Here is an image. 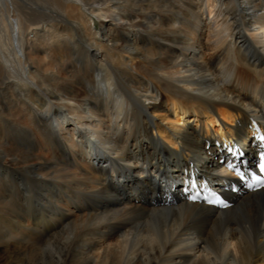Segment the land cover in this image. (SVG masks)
Listing matches in <instances>:
<instances>
[{
    "label": "bare ground",
    "instance_id": "6f19581e",
    "mask_svg": "<svg viewBox=\"0 0 264 264\" xmlns=\"http://www.w3.org/2000/svg\"><path fill=\"white\" fill-rule=\"evenodd\" d=\"M110 8L124 26L95 22ZM232 60L231 83L206 76ZM258 132L264 0H0V176L39 202L23 213L0 178V264H264V189L224 178ZM192 175L230 206L188 201Z\"/></svg>",
    "mask_w": 264,
    "mask_h": 264
},
{
    "label": "rangeland",
    "instance_id": "374dc122",
    "mask_svg": "<svg viewBox=\"0 0 264 264\" xmlns=\"http://www.w3.org/2000/svg\"><path fill=\"white\" fill-rule=\"evenodd\" d=\"M200 14H202L204 16V20H203L202 24L200 25V30L202 31V34H203V44L205 45V49L200 50L198 47H191L190 50L195 52V53H199L200 51H202L204 56H202L200 61L203 62L207 57V53H210V51H211V50H208L207 46H211V44L215 41V37L213 35L216 32L217 27H216L215 22L210 18V15L208 14V10L206 8L205 9L202 8L200 10ZM94 18H95V22L98 25L101 22L111 23L114 26H124L125 25V21L122 19L120 13L113 10L112 8H110L109 10H100V11L96 12L94 14ZM125 31H126V35H128L129 37L132 34H134L133 29H126ZM235 64L236 63L233 60L230 62H227V64H226V66H230L233 70V75L228 80H227V78L224 77L222 72H219V71L206 72V76H208L209 78L214 80L218 87H221L226 83H231L232 82L231 80H233L234 76H235ZM210 93H212V91H210ZM10 171H12V169H10ZM15 172H16V170H15ZM13 174H14V172H13ZM13 174H9V175H11L10 177H5L6 175H4V174L3 175L1 174V176H0V178L3 176L4 184H6L7 196H4L3 199L7 200L8 197H11V198L17 200L19 209L23 213H29L31 209H29L27 206L28 202L29 203L31 202L34 204H35V202L39 203L38 199H37L36 191L34 190V188H32L30 186V181L26 177L18 176L20 178L17 180V178L15 177V174H14V176H13ZM224 176H225L224 178H227L228 176H230V172L225 171ZM176 182L180 183V182H183V180L179 179ZM21 183L23 184V186H22L23 189L18 190L17 189L18 184H21ZM169 183L170 182H167V183L163 182V183H161V185H162V187H164L165 184H169ZM35 195H36V197H35ZM32 207L34 209V212H36V211L42 212V208H38V207H36V205L35 206L32 205ZM15 221H16V215L13 216V215H10V213H4V212L0 211V225L1 226L4 227V226L8 225V226H11L12 228L16 229L13 226ZM2 237L4 238L5 236H4V233H2V230L0 228V239ZM10 247H11V243L6 244L3 247L2 251L5 252L8 249H10ZM4 252H0L1 255H3Z\"/></svg>",
    "mask_w": 264,
    "mask_h": 264
},
{
    "label": "snow or ice",
    "instance_id": "6c2138e0",
    "mask_svg": "<svg viewBox=\"0 0 264 264\" xmlns=\"http://www.w3.org/2000/svg\"><path fill=\"white\" fill-rule=\"evenodd\" d=\"M231 166V165H230ZM262 170H264V165H261Z\"/></svg>",
    "mask_w": 264,
    "mask_h": 264
}]
</instances>
